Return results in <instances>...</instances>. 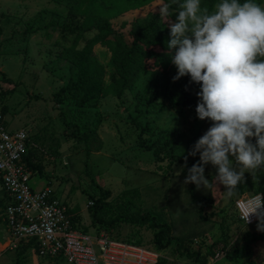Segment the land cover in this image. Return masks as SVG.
Segmentation results:
<instances>
[{"label":"rangeland","instance_id":"rangeland-1","mask_svg":"<svg viewBox=\"0 0 264 264\" xmlns=\"http://www.w3.org/2000/svg\"><path fill=\"white\" fill-rule=\"evenodd\" d=\"M257 2L264 4V0ZM149 3L158 0H0L1 115L9 130L23 128L29 133V153L44 171L42 176L33 174L30 184L34 188L50 184L72 209L76 228L93 234L105 231L117 241L152 248L160 254L157 264H241L247 228L238 220L235 200L254 192L255 173L246 172L242 192L231 197L216 184V168L211 164L205 165L209 187L184 184L187 168L199 160V154L188 153L211 126L210 120L196 115L200 85L192 83L193 100L188 106L177 104L171 79L150 71L141 73L119 97L107 95L80 104L74 91L55 94L77 72L59 58L60 51L73 44L80 48L97 31H78L75 25L90 16L113 17L141 6L149 11L153 8ZM144 126L142 138L151 150L137 144ZM185 158L187 168L182 170ZM101 190L111 193L100 212L104 223L95 222L90 210V202ZM209 196L213 201L200 207ZM143 211L169 226L168 247L158 249L153 242L156 228L150 222L130 219ZM257 224L250 228L260 233ZM178 241L199 257L182 255ZM251 247L254 259L264 264V241L257 240ZM216 251L223 256L215 258ZM16 260L67 264L60 257H40L32 245L11 249L0 220V264Z\"/></svg>","mask_w":264,"mask_h":264},{"label":"clouds","instance_id":"clouds-1","mask_svg":"<svg viewBox=\"0 0 264 264\" xmlns=\"http://www.w3.org/2000/svg\"><path fill=\"white\" fill-rule=\"evenodd\" d=\"M156 10L170 30L166 47L177 69L173 82L189 76L200 85L196 115L211 121L188 153L199 154L198 162L187 168L185 158L184 184L209 187L205 165L211 164L216 184L231 197L246 172L264 167V4L217 0L210 10L202 0H158ZM257 209L264 202L244 214L247 223ZM258 216L257 230L264 231V211Z\"/></svg>","mask_w":264,"mask_h":264},{"label":"trees","instance_id":"trees-1","mask_svg":"<svg viewBox=\"0 0 264 264\" xmlns=\"http://www.w3.org/2000/svg\"><path fill=\"white\" fill-rule=\"evenodd\" d=\"M216 2L217 0H202V6H206L211 10ZM149 4L148 6L153 7L149 11L141 6L121 11L113 17L90 16L87 19L85 18L81 24L75 25L74 28L78 31H86L91 28L97 31L80 48L73 44L60 51L59 58L69 62L77 69V72L76 77L69 79L55 94L61 95L65 92L74 91L78 102L85 104L107 95L121 96L125 90L135 83L139 75L146 71L160 72L164 77L173 81L172 77L177 74V69L172 64L171 54L168 53L169 50L166 47L169 39V26L167 23L160 21L159 12L158 10L155 11L157 4ZM173 9H176L175 6H173ZM170 20L175 21L172 17ZM88 21H91V23H88ZM106 36L111 37L112 40H104L103 37ZM96 43H99V46H96ZM173 83L178 97L177 104L181 106L190 105L193 100V85L190 82V77H181ZM146 128L147 126L140 128L137 135V144L146 150H151L153 149L152 145L145 143L142 138ZM29 150L24 159L32 175L38 174L42 176L44 174L43 167L40 163L33 161ZM153 152L156 154L155 149ZM252 184L254 185V192L251 193H261L264 199V167L255 172ZM244 185L245 180L239 185L235 193H241ZM4 193L5 197L0 198L1 221V214L9 201L8 194L5 191ZM100 194L98 198L92 201L90 210L92 219L95 222L104 223L105 220L100 216V212L103 211L106 205L105 200L111 193L110 190H101ZM4 199L6 200L5 202ZM212 201V196L205 197L200 207L203 208L205 202ZM69 212L72 214L70 207ZM130 219L133 222H150L152 227L156 228L153 234V242L158 249L161 250L170 245L172 236L169 226L166 223H159L156 217L148 211H143L139 215H132ZM72 222L76 226L73 218ZM110 223L112 224L113 221H110ZM242 240L245 243V256L241 264H258L254 259V251L251 244L257 240L264 241V231L256 233L252 229H246ZM23 245H32V243L21 244L19 247ZM176 245L182 255L195 258L200 255L196 251H190L183 247V242L178 241ZM24 251L25 247L21 248L18 253L21 254ZM15 264H19L18 260H16Z\"/></svg>","mask_w":264,"mask_h":264},{"label":"built area","instance_id":"built-area-1","mask_svg":"<svg viewBox=\"0 0 264 264\" xmlns=\"http://www.w3.org/2000/svg\"><path fill=\"white\" fill-rule=\"evenodd\" d=\"M30 148L29 133L18 128L9 130L0 112V181L9 201L1 217L8 245L17 249L21 244L32 243L43 258H63L67 264H156L160 254L149 248L115 240L102 231L89 233L76 228L65 200L58 198L50 184L32 187V172L24 156ZM264 202L261 193H250L235 200L237 217L242 225L259 222L257 209L244 214ZM92 204V202H90ZM223 256L215 252V258Z\"/></svg>","mask_w":264,"mask_h":264}]
</instances>
